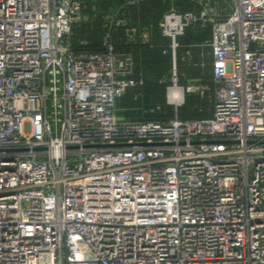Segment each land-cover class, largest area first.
Returning a JSON list of instances; mask_svg holds the SVG:
<instances>
[{
  "label": "built area",
  "instance_id": "2783aa9c",
  "mask_svg": "<svg viewBox=\"0 0 264 264\" xmlns=\"http://www.w3.org/2000/svg\"><path fill=\"white\" fill-rule=\"evenodd\" d=\"M166 1L172 51L210 29V118L117 116L141 83L110 38L122 6L89 51L72 45L81 0H0V264H264V0ZM205 90L173 66L166 103Z\"/></svg>",
  "mask_w": 264,
  "mask_h": 264
},
{
  "label": "trees",
  "instance_id": "16d2710c",
  "mask_svg": "<svg viewBox=\"0 0 264 264\" xmlns=\"http://www.w3.org/2000/svg\"><path fill=\"white\" fill-rule=\"evenodd\" d=\"M82 14L86 21L73 27L72 45L75 50L99 51L101 37L105 33L104 17L115 9L123 7L125 17L124 27H112L110 38L117 53H127L133 59L131 78L139 81L134 86L127 87L116 102V113L121 119L131 122H161L166 123L177 117L181 120H200L210 118L214 107V85L212 80L205 81L206 90L202 95L185 93L182 105L174 109L166 103V81L157 82L160 77H168L171 69V49L167 38L162 36L159 22L168 11L170 3L166 0H139L133 5L125 4L124 0H81ZM180 10H188L192 5L187 1H178ZM135 27L146 29L149 33L147 43L131 42L125 34V28ZM197 26H189L177 39L175 62L178 71L190 72L185 67L186 61L181 60L183 51L192 43L210 49V34ZM80 40H85L87 46L82 48ZM209 41V42H208ZM208 42V45L206 43ZM188 67L190 65L188 64ZM153 81H151V79ZM141 88L142 91H138ZM132 91H128V90Z\"/></svg>",
  "mask_w": 264,
  "mask_h": 264
},
{
  "label": "crops",
  "instance_id": "0c3cea01",
  "mask_svg": "<svg viewBox=\"0 0 264 264\" xmlns=\"http://www.w3.org/2000/svg\"><path fill=\"white\" fill-rule=\"evenodd\" d=\"M204 29L207 30V32H209L210 39H211L210 29L202 28L200 30L204 31ZM178 38L179 37H177V39ZM177 39H176V44H177ZM167 40L169 41V44H170V40L169 39ZM208 42L206 43V45H208ZM174 51L171 50L172 52L171 53V69H170L168 77H160L158 80H155L159 83L164 82V81L167 82V84L165 85L164 91H167V87L171 85V74H172L173 66H175V69H176L177 85L180 87H184L190 84L205 85L204 84L205 81L207 82V81L212 80L213 57L211 54V49L205 48L204 44L197 45V44L192 43L188 46V48H186L183 51L181 55V60L182 61L184 60L187 62V65H185V67L190 70L188 74L186 72L184 73V72L178 71L176 67V62H175V52ZM188 64L190 65V67H188ZM150 79L151 81H153L152 78ZM141 83L139 85H141ZM128 91H132V90L130 89ZM138 91H142L141 88H139ZM118 117L121 118L120 116Z\"/></svg>",
  "mask_w": 264,
  "mask_h": 264
},
{
  "label": "rangeland",
  "instance_id": "374dc122",
  "mask_svg": "<svg viewBox=\"0 0 264 264\" xmlns=\"http://www.w3.org/2000/svg\"><path fill=\"white\" fill-rule=\"evenodd\" d=\"M86 18V17H85ZM24 132L25 133H29L30 132V125L28 124V123H26L25 125H24Z\"/></svg>",
  "mask_w": 264,
  "mask_h": 264
}]
</instances>
